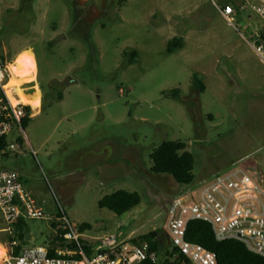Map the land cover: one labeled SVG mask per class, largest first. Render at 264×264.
I'll list each match as a JSON object with an SVG mask.
<instances>
[{
    "label": "rangeland",
    "instance_id": "374dc122",
    "mask_svg": "<svg viewBox=\"0 0 264 264\" xmlns=\"http://www.w3.org/2000/svg\"><path fill=\"white\" fill-rule=\"evenodd\" d=\"M259 2L0 0L6 87L35 109L8 136L19 148L0 153V170L19 173L43 214L25 218L26 247L47 246L64 216L88 226V241L165 230L170 201L233 165L264 185V61L250 44L262 20L245 6ZM225 4L232 23L216 10ZM175 38L183 46L169 52ZM28 82L33 94L21 89ZM165 141L192 153V184L150 172ZM121 189L137 192L138 206L120 216L99 207ZM6 228L0 211L1 238Z\"/></svg>",
    "mask_w": 264,
    "mask_h": 264
},
{
    "label": "built area",
    "instance_id": "2783aa9c",
    "mask_svg": "<svg viewBox=\"0 0 264 264\" xmlns=\"http://www.w3.org/2000/svg\"><path fill=\"white\" fill-rule=\"evenodd\" d=\"M245 6L262 20V27L252 35L250 44L264 61V0ZM215 7L232 23L234 9L230 4ZM9 78L7 63L0 61V138L9 136L13 126L22 130V120L32 118L35 110L30 105L11 104L3 88ZM29 83H23L21 89L23 93L32 91L33 94L35 89ZM26 107L31 111L27 112ZM18 148L17 142L8 141L1 153ZM32 204L28 201L19 173L0 170V211L7 224L5 231L10 233L11 225L19 218L42 217L40 209ZM197 220L208 223L218 241L238 240L249 251L264 257V185L242 166L233 165L202 182L190 194L170 201L165 228L169 256L152 249L147 241L124 242L112 233L94 241L85 240L64 216L60 220V228L65 245L56 247L54 254L48 246L42 245L25 247L15 254L16 242L13 241L5 246L6 253L0 264H143L146 261L166 264V260L170 264L182 256L189 264H218L213 252L187 239L189 224ZM81 240L90 244V255H86Z\"/></svg>",
    "mask_w": 264,
    "mask_h": 264
},
{
    "label": "trees",
    "instance_id": "16d2710c",
    "mask_svg": "<svg viewBox=\"0 0 264 264\" xmlns=\"http://www.w3.org/2000/svg\"><path fill=\"white\" fill-rule=\"evenodd\" d=\"M183 46L182 38H175L168 44V51L172 52L177 48ZM130 63L136 61V51L129 52ZM0 61L5 64L8 58L2 53V46L0 44ZM193 86L199 91H203L204 82L199 79L197 75L193 77ZM178 89H175L173 96H178ZM27 112L31 110L26 107ZM31 117H25L22 120V127H25L30 121ZM8 136L0 138V153L8 143ZM152 166L150 172L154 175H168L178 184L189 185L194 181L193 166L194 157L192 153L186 150L185 143L181 141H165L157 147L150 156ZM141 198L137 192H130L127 190H117L111 194L103 196L98 205L100 208H106L116 215H123L135 206H138ZM60 223L52 222L51 227L54 228V235L51 237L47 246L50 252L53 253L56 247L65 245V240L61 234L63 231L60 228ZM11 232L4 231V237L0 240H6L8 243L16 242L14 253L19 254L28 243V228L24 218H19L13 225H11ZM88 229L87 225L78 227L79 232H84ZM210 225L204 221H192L188 226L187 239L193 243H197L205 249L213 252L216 255L218 264H264V257L259 256L247 249V247L238 240H224L218 241L212 233ZM84 244L86 255L92 253L90 244L81 240ZM132 242L147 241L152 249L158 250L161 255H170L168 250V240L166 231L164 229L154 230L138 238L131 239ZM54 254V253H53ZM167 264V260L165 261ZM143 264H151L148 261ZM170 264H189L183 256L176 258Z\"/></svg>",
    "mask_w": 264,
    "mask_h": 264
},
{
    "label": "bare ground",
    "instance_id": "6f19581e",
    "mask_svg": "<svg viewBox=\"0 0 264 264\" xmlns=\"http://www.w3.org/2000/svg\"><path fill=\"white\" fill-rule=\"evenodd\" d=\"M11 76V75H10ZM9 81V80H8ZM35 81V80H34ZM7 84V83H6ZM6 84H4V91L7 95V97L9 98L10 102L12 105H17L19 103L24 104V105H28L27 101L24 100V98L19 95L16 92H11L7 87ZM23 91V90H22ZM186 198V197H185ZM5 251L1 252L0 251V260L4 257L5 253H6V249H4Z\"/></svg>",
    "mask_w": 264,
    "mask_h": 264
},
{
    "label": "crops",
    "instance_id": "0c3cea01",
    "mask_svg": "<svg viewBox=\"0 0 264 264\" xmlns=\"http://www.w3.org/2000/svg\"><path fill=\"white\" fill-rule=\"evenodd\" d=\"M243 7V6H242ZM242 7H241V9H242ZM235 11V10H234ZM238 11H240V8L239 9H236V13H238ZM30 50V49H29Z\"/></svg>",
    "mask_w": 264,
    "mask_h": 264
}]
</instances>
